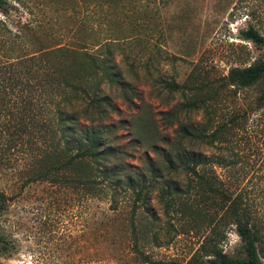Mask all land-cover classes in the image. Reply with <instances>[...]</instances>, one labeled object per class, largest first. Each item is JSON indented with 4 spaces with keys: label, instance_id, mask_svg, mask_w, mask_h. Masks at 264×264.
<instances>
[{
    "label": "rangeland",
    "instance_id": "374dc122",
    "mask_svg": "<svg viewBox=\"0 0 264 264\" xmlns=\"http://www.w3.org/2000/svg\"><path fill=\"white\" fill-rule=\"evenodd\" d=\"M15 1L10 0L16 8L5 18H31L38 30L21 44L27 53L70 40L75 27L68 18L71 7L83 5V0H25L23 7ZM92 1L99 4L97 26L77 37L100 41L99 49L88 50L111 55L118 78L129 81L136 96L130 91L133 102H128L121 87L103 75L101 66L96 71L85 55L65 53L60 69L84 86L91 77L99 93L109 97L114 108L106 122L117 132L113 140L128 152L125 161L138 164L144 155H153L154 145L173 141L177 121L204 129L206 138L191 141L215 142H195L193 149L235 161L229 172L219 166L217 172L223 178L229 173L232 189L248 191L264 242L260 84L235 87L225 79L233 67L264 60V45L242 36L250 23L264 34V0H142L139 8L130 0ZM107 37L112 43H103ZM173 83L179 88L172 90ZM24 143L0 141V189L10 196L7 210L0 212V264H195L194 255L201 254L212 232L211 219L190 222L178 207L158 203L157 192L148 209L134 211L131 200L123 198L113 210L106 201L86 205L76 186L26 182L30 160L20 150L31 143ZM179 179L184 183L185 176ZM214 209L212 216L222 212ZM240 243L235 226L229 225L220 248L235 254Z\"/></svg>",
    "mask_w": 264,
    "mask_h": 264
},
{
    "label": "trees",
    "instance_id": "16d2710c",
    "mask_svg": "<svg viewBox=\"0 0 264 264\" xmlns=\"http://www.w3.org/2000/svg\"><path fill=\"white\" fill-rule=\"evenodd\" d=\"M130 1L137 3V8L138 2L142 3ZM15 2L23 7L27 4L25 0ZM82 3L72 6L69 13L75 26L71 28L70 40L27 53L21 51V44L27 43L29 35L36 36L38 30L31 18L6 19L16 5L0 0V141H25L24 145L30 141L31 145L20 150L27 152L30 160L26 182L76 186L86 205L93 200L106 201L113 210L119 208L123 198L131 200L134 211L148 209L152 194L157 192L158 203L178 207L180 213L191 217L190 222L211 219L212 232L205 236L201 254L194 255L195 264H264L263 227L248 191L232 189L229 173L223 178L216 169L219 166L229 172L235 161L223 154L207 155L191 145L215 142L191 141L206 138L204 129L177 121L173 141H164V146L154 145L153 155H144L138 164L128 163L127 150L113 140L117 132L106 122L114 108L109 97L99 93L100 86L93 85L91 77L84 86L81 79L63 74L62 55H85L96 71L101 66L103 75L121 87L128 102H133L128 97L130 91L136 96L129 81L118 78L111 55L101 57L88 50L90 46H101L100 41L85 43L77 37V33L91 32L97 26L94 21L99 4L92 0ZM242 36L264 45V34L251 23ZM112 41L108 37L103 39L104 44ZM225 79L235 87L260 84L259 101L264 104V60L233 67ZM171 88H179V84L173 83ZM186 107L189 106L183 105ZM168 114L176 116L174 112ZM217 132L218 129L213 134ZM181 175L185 176L184 183L179 179ZM9 200L10 196L0 189V212L7 210ZM214 207L222 212L216 211L212 216L209 210H215ZM229 225L235 226L241 241L235 254L220 248Z\"/></svg>",
    "mask_w": 264,
    "mask_h": 264
}]
</instances>
